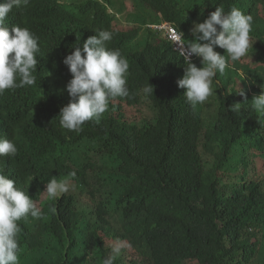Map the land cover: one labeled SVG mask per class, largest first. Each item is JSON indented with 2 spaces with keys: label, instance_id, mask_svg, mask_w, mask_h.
<instances>
[{
  "label": "trees",
  "instance_id": "16d2710c",
  "mask_svg": "<svg viewBox=\"0 0 264 264\" xmlns=\"http://www.w3.org/2000/svg\"><path fill=\"white\" fill-rule=\"evenodd\" d=\"M127 1L30 0L5 21L28 28L40 48L36 83L0 95V138L18 149L0 157V173L43 213L18 222L19 264H103L117 244L132 264H264V118L251 108L264 85V0ZM218 6L253 17L250 48L193 107L177 85L185 57L150 26L172 24L187 45L194 22ZM96 30L112 32L107 48L128 61L129 94L112 99L99 123L69 132L59 125L71 99L63 60ZM53 178L90 196V209L79 208L78 193L49 199ZM114 264L126 263L119 255Z\"/></svg>",
  "mask_w": 264,
  "mask_h": 264
},
{
  "label": "clouds",
  "instance_id": "9594fccd",
  "mask_svg": "<svg viewBox=\"0 0 264 264\" xmlns=\"http://www.w3.org/2000/svg\"><path fill=\"white\" fill-rule=\"evenodd\" d=\"M29 2H0V95L6 90L36 83L34 73L38 63L36 54L40 51L39 38L28 28L13 26L10 29L5 25L14 8L20 9ZM252 23L253 17L245 15L239 8L233 7L225 12L223 6L216 7L204 22H194L190 30L193 39L184 47L187 66L183 77L177 80L178 87L185 90L186 102L191 106L203 104L212 95L211 84L217 73L224 74L230 62L239 61L248 54ZM112 38V32L96 30L95 35L88 37L82 46L77 43L75 50L63 60L72 78L66 85L71 99L59 112L61 129L79 133L85 122L99 123L112 99L128 96L129 64L119 50L107 48V42ZM216 47L223 49L227 55L215 51ZM193 56L200 58L202 67L191 62ZM260 87V94L251 100V108L264 118V85ZM143 91L152 94L154 89L148 83ZM240 95H245L242 90ZM241 105L234 104L229 110L239 111ZM17 152L14 141L0 138V157L13 158ZM44 191L49 199L55 200L69 191V185L67 181L53 178L46 183ZM29 217L41 219L43 213L13 179L0 173V264H19V235L22 229L18 222ZM120 253L121 245L117 244L103 264H114Z\"/></svg>",
  "mask_w": 264,
  "mask_h": 264
},
{
  "label": "rangeland",
  "instance_id": "374dc122",
  "mask_svg": "<svg viewBox=\"0 0 264 264\" xmlns=\"http://www.w3.org/2000/svg\"><path fill=\"white\" fill-rule=\"evenodd\" d=\"M132 2L130 1V0H128L127 1V4L129 5V6H131L130 4H131ZM133 10V9H132ZM137 12H138V15H141L142 13V8H137V10H136ZM110 13H112L113 14V16H115V17H117L119 20H118V22L120 23V24H123V25H127V23H126V21H125V18H126V15H118L117 13H113L112 12V10H110L109 11ZM160 37H162V38H164V36L163 35H161ZM136 43L134 42V44L133 45H135ZM136 46V45H135ZM138 48V47H137ZM211 98H213V96H211ZM144 109V112H143V114H144V116L145 117H149V116H151L152 115V108L151 107H148V108H143ZM216 110V111H215ZM216 112H217V108L215 109V107H213V108H209V109H207L206 111H205V115H206V120H207V122H208V124H210L211 123V120H213V119H215V116H216ZM262 181H263V183H264V174H263V177H262ZM69 185V184H68ZM71 193H78V194H80V195H78V197H79V199H82V201H81V203H79V208H81V209H83V210H89L90 208L89 207H87L86 205H88V206H91L93 203L91 202V200H90V196H88V195H81V193H80V191H77V189L75 188V187H73V188H69V191L67 192V193H65V194H71ZM65 194H63V195H65ZM62 195V196H63ZM112 253H110V255H111ZM120 255L123 257V259H124V261H125V263L126 264H132L129 260H128V258L124 255V254H122V253H120ZM143 259L142 258H138L137 259V261H136V263L137 264H147L146 262H144V263H142L141 261H142Z\"/></svg>",
  "mask_w": 264,
  "mask_h": 264
},
{
  "label": "built area",
  "instance_id": "2783aa9c",
  "mask_svg": "<svg viewBox=\"0 0 264 264\" xmlns=\"http://www.w3.org/2000/svg\"><path fill=\"white\" fill-rule=\"evenodd\" d=\"M151 28L155 31L156 29H158L156 32L165 36V38H167L168 41L174 45L175 51H180L185 55L184 47L186 45L183 41V37L181 36V34L177 31V29L174 26L164 25V22H163V23H160L159 25L151 26ZM194 59H195V56L191 58V61Z\"/></svg>",
  "mask_w": 264,
  "mask_h": 264
},
{
  "label": "bare ground",
  "instance_id": "6f19581e",
  "mask_svg": "<svg viewBox=\"0 0 264 264\" xmlns=\"http://www.w3.org/2000/svg\"><path fill=\"white\" fill-rule=\"evenodd\" d=\"M164 25H168V26H173L172 24H169V23H167V24H164ZM153 26H155V25H153ZM150 28H151V26H150ZM152 29V28H151ZM158 29H156V31H157ZM164 38H165V36H164ZM186 45V44H185ZM172 46H173V49L175 48L174 47V45L172 44ZM175 50V49H174ZM176 52H179V53H181L184 57H185V55L182 53V52H180V51H176ZM196 60V57H195V59L194 60H192L191 62H194ZM8 169H9V167H7Z\"/></svg>",
  "mask_w": 264,
  "mask_h": 264
}]
</instances>
